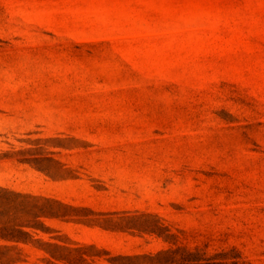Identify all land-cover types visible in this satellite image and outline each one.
I'll use <instances>...</instances> for the list:
<instances>
[{
  "label": "rangeland",
  "instance_id": "rangeland-1",
  "mask_svg": "<svg viewBox=\"0 0 264 264\" xmlns=\"http://www.w3.org/2000/svg\"><path fill=\"white\" fill-rule=\"evenodd\" d=\"M0 264H264V0H0Z\"/></svg>",
  "mask_w": 264,
  "mask_h": 264
}]
</instances>
